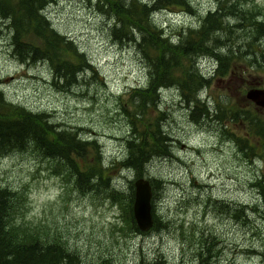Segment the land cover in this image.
Here are the masks:
<instances>
[{
  "label": "rangeland",
  "instance_id": "1",
  "mask_svg": "<svg viewBox=\"0 0 264 264\" xmlns=\"http://www.w3.org/2000/svg\"><path fill=\"white\" fill-rule=\"evenodd\" d=\"M47 1L45 10L53 29L73 39L90 67L82 65L83 70L75 73V84L57 80L48 60L30 62L15 54L11 32L0 19L1 88L8 100L47 113L61 128L97 141L98 151L90 149L77 158L83 168L95 164L96 152L104 168L114 166L127 157L131 126L124 108L129 94L146 88L149 81L139 53L145 32H134L129 26L124 34L132 37L113 36L114 22L99 9L98 0ZM190 2L192 11L174 6L152 14L174 41L183 28L197 27L218 6L217 0ZM241 2L253 14L249 20H264V0ZM229 16L225 20L240 28L234 29V43L214 46L220 34L212 33L198 49L211 47L210 55H193L197 73L212 77L210 87L201 86L200 92V86L196 88L208 114L202 110L201 119L195 120L191 117L195 101L188 106L176 88L160 90L159 108L166 112L161 125L170 136L172 154L152 158L143 175L161 180L154 202L161 219L159 229L135 232L127 219L135 170L117 167L111 171L115 190L123 192L113 202L111 191L102 187L90 192L78 189L76 176L62 157H46L33 146L0 156V185L17 192L23 202L19 222L49 240L61 239L78 255L79 264H198L200 240L209 234L215 235L213 253H217L210 264H264V152L241 151L234 140V135H247L254 143L261 140L256 133L257 128L264 129V109L245 94L257 85L263 87L264 70L241 63L232 76L215 74L214 56L243 45L249 33L253 36L247 26ZM259 47L264 50V36L256 44ZM246 108L259 121L251 117L252 123H232L231 113ZM243 205L245 216L238 213V219L234 218Z\"/></svg>",
  "mask_w": 264,
  "mask_h": 264
},
{
  "label": "trees",
  "instance_id": "2",
  "mask_svg": "<svg viewBox=\"0 0 264 264\" xmlns=\"http://www.w3.org/2000/svg\"><path fill=\"white\" fill-rule=\"evenodd\" d=\"M217 1V9L209 11L197 27L183 28L174 41L173 37L166 36L162 27L156 24L152 14L174 6L192 11L190 0H98L99 9H102L114 22L111 27L113 36H118L120 39L132 37V34L130 36L124 34L129 26L134 27V32H137L136 30L138 33L145 32L143 46H140L139 53L145 62L149 81L146 88L131 91L128 105L124 108L131 126L125 159L115 163L114 166L104 168L98 153H94L97 156L95 164L83 168L77 158H83L90 149L94 152L98 151V142L83 139L79 132L61 128L50 121L47 113L36 112L8 100L1 85L0 156L10 152L25 151L29 146H33L46 157L55 159V156L62 157L71 173L75 174L78 189L90 192L102 187L111 191L109 196L113 202L117 201V197L123 192L115 190L112 170L117 167L135 170L137 179L143 177L145 165L152 158L172 154V151H169L171 150L170 136L162 130L161 125L166 119V112H161L159 108L161 89L176 88L183 102L188 106L190 102L195 101L196 105L191 109L193 119L200 120L202 110L206 111L204 114H208L207 106L196 94V88L200 86L198 88L200 92L201 86L210 87L212 77L206 78L197 73L199 69L193 55L197 52L210 55L208 53L211 47H204L205 49L200 51L198 49H201L202 44L210 38L212 33L220 34L216 38L218 41L214 40V46L218 43L225 48L223 44L234 43L233 36L240 28L231 24V20L227 22L226 17L234 16L238 24L247 26L253 36L251 37L249 33L250 38H246L243 45L235 47L233 45L232 50H224L223 54L215 55L218 61L215 74L220 77L231 75L240 68L241 63L248 64L247 67L252 69L260 68L255 69L257 71L264 70V50L260 47L256 48L257 42L264 36V20H249V14H253L245 10L242 0ZM48 4L47 0H0V19L6 21L7 28L11 32V45L20 59L30 62L48 60L54 77L72 85L77 82L75 73L83 70L82 65L84 68L90 65L84 59V54L78 51L73 39L53 29L45 10ZM116 24L118 28H115ZM236 27L238 30L235 32ZM72 46L76 52H70L69 47ZM89 69L96 71L92 67ZM196 108H200L199 115L196 113ZM251 117L259 121L246 108L237 110L234 114L231 113L230 120L232 123L248 124L247 122L252 123ZM257 129L256 136L262 140L258 142L260 144L251 142L247 135H234V140L241 151L247 153L252 151L254 154L255 151L264 152V129ZM23 130L25 132H22ZM148 179L153 188L155 207L154 202L159 190L162 189L161 180L153 177ZM129 188L130 194L126 202L127 219L135 228V232L142 233L133 215L134 182H131ZM22 206L23 202H20L17 192L0 185V264H79L78 255L69 251L61 239L49 240L38 230H32L19 222L18 217L22 212ZM238 207L240 209L234 213L236 219H238V213L245 216L243 213L245 205ZM160 220L154 212L152 230L161 227ZM214 236L209 234L201 238L200 245L202 244L203 247L197 253L198 264H210L212 258L217 255L213 253L215 247L213 242L216 241Z\"/></svg>",
  "mask_w": 264,
  "mask_h": 264
},
{
  "label": "water",
  "instance_id": "3",
  "mask_svg": "<svg viewBox=\"0 0 264 264\" xmlns=\"http://www.w3.org/2000/svg\"><path fill=\"white\" fill-rule=\"evenodd\" d=\"M247 98L257 105L264 107V88H252ZM135 198L133 203L134 217L140 230L148 231L154 225L153 189L150 181L144 177L138 178L135 183Z\"/></svg>",
  "mask_w": 264,
  "mask_h": 264
},
{
  "label": "bare ground",
  "instance_id": "4",
  "mask_svg": "<svg viewBox=\"0 0 264 264\" xmlns=\"http://www.w3.org/2000/svg\"><path fill=\"white\" fill-rule=\"evenodd\" d=\"M82 81V80H81ZM168 115V114H167ZM97 153V152H96ZM168 224V223H167Z\"/></svg>",
  "mask_w": 264,
  "mask_h": 264
}]
</instances>
